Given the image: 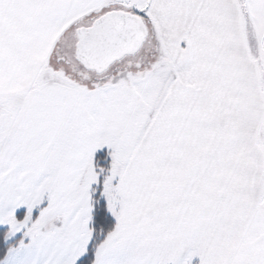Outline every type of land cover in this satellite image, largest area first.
Instances as JSON below:
<instances>
[{
    "label": "snow or ice",
    "instance_id": "snow-or-ice-1",
    "mask_svg": "<svg viewBox=\"0 0 264 264\" xmlns=\"http://www.w3.org/2000/svg\"><path fill=\"white\" fill-rule=\"evenodd\" d=\"M0 264H264V0H0Z\"/></svg>",
    "mask_w": 264,
    "mask_h": 264
}]
</instances>
